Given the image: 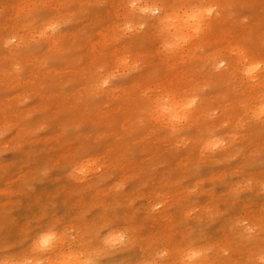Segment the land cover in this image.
<instances>
[{
  "label": "bare ground",
  "instance_id": "bare-ground-1",
  "mask_svg": "<svg viewBox=\"0 0 264 264\" xmlns=\"http://www.w3.org/2000/svg\"><path fill=\"white\" fill-rule=\"evenodd\" d=\"M203 1L212 2V4L215 5V8H219V9L221 8L228 11L227 10L228 6L230 8L231 4H233L234 1L236 0H231L230 3H229L230 0H227L228 2H226L225 0H203ZM76 2H78V0H7V2L4 1L3 5L0 7V90H12L13 93L12 96L9 95L11 96L9 98L10 102L16 100V94L20 96L29 93L27 96H31V103L24 108H19L16 105L17 108L15 107L14 109H11L9 107L6 108L4 107V110H2L1 108L3 106L2 107L0 106L1 107L0 125L9 123L8 127L14 129L16 135L15 136L16 141L12 140L15 141V144L13 145V149H14L13 160H11L9 164L0 166V193H2V191L3 192L5 191V188L8 187L7 185L9 184V181H11L10 183L13 182L14 185L12 186H14L13 188L15 189V193H14L15 198L14 197L13 198L16 200L23 198L24 189H25V193L27 192L26 191L27 188L25 187L23 188V186L25 184L30 183L28 180L21 179L22 173L24 171V166H27L28 164L27 159L30 160L31 153L34 152V155L32 156L31 162L30 164H28V166L30 165L32 169L37 168L38 166H40V162L42 161V158L44 159L46 151L51 147V149H55L57 151L56 153L57 156L55 157V159L56 161L58 160V163H60L61 165L60 167L62 174L60 175L58 174V176L56 177L54 176L53 179H51L52 182L58 183L57 185H54V183L50 181L47 182V179L49 180L48 177L46 181L40 180L39 178L40 176L37 179L38 180L37 183L40 181L44 182L45 187H49L50 189L55 190L54 194H56L57 197L61 196V194L66 196L67 198L66 202L68 203L67 205L66 204L64 205L69 207V210L71 209L72 206H74L75 203L77 204V202H83L86 205L92 207V208L90 207V209L89 208L85 209L86 208L85 206L84 208L85 210H78L79 207L81 206L80 205L79 207L77 206V208L75 207V210L71 209V213H69L67 216H69L70 218H76L78 220L77 223L78 228L80 226H88L89 224H92L94 221L97 220L102 221L104 219H107L116 222L118 227L123 228L127 231L128 240L127 243L121 249H117L113 252L107 253L110 255L105 254L101 256V259L104 261V264H264V260L261 259V257L264 256V224L259 223V221L263 220V218L258 219L257 217L258 222H255L253 224V232L251 231V234H248L250 233V231L248 230H247L248 232L247 234L245 232H243L242 235L240 234L241 237H245V239H247V242H251L248 243L247 247L249 246H254V247L244 248L249 251L248 253H245L243 250H240L239 247H237V252H236V248L233 249L232 247H229L230 246L229 244V246H226L229 248L226 249L230 250L232 248V253H229L227 257L225 256L226 258L221 257L222 250L220 247L216 246L217 245L215 244L216 241L214 242V239L217 238V233L219 232L217 229L218 228L217 224H215L214 220H212V218L216 217L217 215L220 216V214H217V207L221 205H224L222 206L223 208L226 207L227 205L232 206L231 204L233 205H237L241 203L252 204L261 199L264 200V168H263V172L259 170L254 172V171H250L251 169L250 170L248 169L250 168V165L254 166L253 162L255 163V161H258L259 163V161H264V122L256 118V113L258 112L260 107V101L264 99V47L262 46L261 43L262 40H264V11L263 10L260 11L263 14L262 16H259L260 15L259 12L257 15L255 14V16L252 15L255 18L253 19L252 17L250 19V22L247 23L248 25L247 30L245 27H242V25L241 26L231 25V23L234 22H231L230 24H226L227 22L224 23L223 20L220 23L219 20L221 18L217 20L216 18L217 16L215 17L213 15V17L210 18L207 31L200 37V39L195 40L193 42H189L187 44H185V36L188 34L187 29L182 28V26L179 24L172 26L174 29L172 35L175 34L176 42L178 43L179 48L176 47L178 48L177 52H176V48L173 49L174 53L171 50L172 48H169L170 49L169 51H172L171 59L174 57L173 54H175L176 52L177 53L176 58L177 57L179 58L177 59L178 63L179 61H184L183 58H185L186 59L185 62L187 65H192L198 62L201 63L202 60L208 61V64L211 61L213 64H215L218 61L222 60L225 61V71H223L218 75L216 74L215 76L218 83L216 82L217 88L216 90L214 89L216 92L214 93L215 95L211 103L210 102L208 103V101L204 100L205 102L203 103L201 102L198 105H195V107L191 110L188 121L185 122L184 125H180V128H177L176 131H173L169 127L167 131L161 132V125H159V123H157L159 126H156L157 124L155 125L152 123L154 120L151 121L150 116H148L145 111H144V115L139 114L138 112L139 109L137 107L135 108L131 106V103L133 101L136 102L138 97L136 98L133 96L134 100L132 99L131 100L132 102L130 104H127L122 98V96H120V95H131L133 93V90L130 91L127 90L128 92L124 91L121 94L119 93L120 95L118 96H112L109 95L104 90H92L89 88V86L90 87L94 86L95 83L94 81L96 78L94 79L93 78L94 75L92 76L88 72L89 71L88 68L85 69V71L84 69H80V68H78L79 69L78 70L76 67H74V65H72V63L74 62L73 59L74 56L70 55V48H71L70 46L72 41V36L70 35V33L57 34L55 33V31L52 30L45 32V28H48L49 24H53V23L57 24L60 21L64 20L66 17V12L67 11L71 12L70 11L71 8L66 9V7H70L72 3L76 4ZM91 2H93V0ZM155 2L156 3L154 5L159 3L160 0H156ZM174 2H177V0H174ZM241 2L239 3L243 5L244 1L242 3ZM262 2L260 3L258 2V5L261 4ZM221 3H223V5H221ZM29 6L33 7L34 11H38V9H44V13L39 14L41 12H38L39 15H37L36 13L34 15H28V13L26 14L25 10H27L26 8ZM254 7L256 6L254 5ZM148 8L149 6H145L142 9H148ZM263 8H264V4H263ZM226 15L228 14L227 13L225 15L222 14V16L224 17ZM134 18L135 17H133V19ZM226 18L224 19L227 20L228 18L227 19ZM77 19L78 17L76 18V20ZM124 19L125 17H123V21ZM95 22L97 21L95 20ZM235 24H237L236 21ZM244 24L245 23H243V26H245ZM103 26L101 28H103ZM129 26L127 27V29L129 28ZM25 27H30L32 29L33 41L35 44L37 43L41 44L39 46H41L42 49L40 51L38 50L36 52L35 51L31 52L29 51V49L26 48V46L23 45L20 46V42L13 43L9 47L10 49H6V45L11 42L10 38L17 37L18 29ZM42 28L43 31H41ZM13 30H17L16 33ZM148 32L146 33L150 34V31ZM86 35L84 36L86 37ZM136 35L138 37L137 32ZM122 36L124 37V35ZM146 36L147 35H145L144 37L146 38ZM149 36L144 40H147ZM154 37L157 38V36ZM154 37H151L152 40ZM164 37L166 38V36ZM21 38L22 37H17V40H20ZM96 38H98V42L95 45L90 42L92 44V49H91V55L88 56H91L89 58L92 59V62L99 61L104 58L106 59V57H110V59L115 61L117 65L118 64L121 65V63L118 62L124 63L123 62L125 58L124 54L119 53L117 54V56H114L112 55V52H110V50L106 48V46L104 45V43L107 44L110 43V45H112L111 43L116 41V38L107 37V28L104 29L103 31H100L98 37ZM130 41L133 42L132 40ZM170 41L171 43L173 42L172 39ZM165 42H167V40ZM134 43L136 44L138 42L136 41ZM167 44L169 43L167 42ZM154 45L156 46V44ZM191 45L193 47H191ZM196 49H198L199 53L202 52L201 49H209V52L208 54H202V56L201 55L196 56L195 53L193 54L194 50ZM72 50L73 49H71V51ZM162 52L163 54L169 55L168 51L167 53H164V51ZM236 52H238L239 54L238 56H235ZM242 52H244L245 55H240ZM227 53H229L228 56ZM76 54L79 57L80 54L78 53ZM157 55L161 59V55L160 54ZM153 57L156 58V55ZM167 57L165 58L167 59V63H168L169 59ZM139 58L140 57H138V59ZM45 61L55 62L56 65L48 66L45 63H43ZM133 61H137V59L136 60L133 59ZM205 61L203 62L204 64H206ZM13 63L19 64L20 69L23 73L22 77L25 76L23 79L22 77L16 78L14 77L16 75L12 74L11 68L13 66ZM200 63H198L200 65L198 66L199 68L205 67ZM166 64L162 66L164 67V69H159L158 72L156 71L157 74L153 76L152 79L150 78L151 79L150 83H152L154 86L163 85V87H165L164 83H166L165 82L166 78H168L169 81L171 78H169L168 76L170 75H171L170 77L172 78L174 77V79L177 78V76L174 75H176V73L177 74L179 73L178 70L175 69L176 73L172 75L171 73H173L172 70L174 69H172L170 65H169L170 67H168V65L166 66ZM179 64H181V62ZM255 65H261V66L255 67ZM147 66H149V64ZM113 67H115V65ZM115 68L114 70H116ZM190 68H188L189 72H190ZM199 68H196V70ZM183 70L182 72L185 75V72ZM113 71L110 70L108 72L113 73ZM138 72L136 71L135 74ZM189 72H187L188 73L187 75L190 74ZM192 73H194V71ZM127 74L128 73L126 72V75ZM200 74L201 72L199 73V76ZM132 76L135 77L134 75ZM196 77L197 76L193 77L195 78L194 82L191 80L192 77H190L189 79L180 78V82L179 81L176 82V80L173 81L176 82L174 83L177 86H183L186 92L193 94L195 90L197 91L196 88L198 86L197 85L198 81H196L197 80ZM202 79L204 80V76ZM254 79L256 80L254 81ZM9 80H12L13 83L9 84ZM140 80L143 81V79ZM209 80L212 79L210 78ZM171 82L172 81H170L168 84H170ZM195 83L197 86L194 85ZM213 85H211V87ZM154 86H152L151 89L149 87V89L152 90V88L155 89L158 87V86L156 87ZM201 86L199 85L198 90ZM208 87H210V85ZM144 89L145 88H143V90L141 89L143 91V92L141 91L142 93H145L147 91V88L145 92ZM231 90H236V91L238 90V92H232ZM94 93H97L99 95L101 93L103 95V98L100 99L99 103H93L92 101H91L92 103H86L85 98L87 97L85 96L87 95L89 96ZM200 94L202 95V93ZM56 95L59 97L58 99L56 98ZM233 97L236 98L234 99ZM199 98L200 96L197 98V100L200 101V99L202 98L200 99ZM232 98L234 100L231 104V108H230L231 111L229 114L226 111V109L230 107L229 104H227V101H229V99L231 100ZM143 100H145V98ZM210 105L214 107L215 105H217L218 110H220L221 112L220 117L218 119L216 118L217 120H214L215 117L212 118L213 116L211 115L212 116L211 117L208 114L210 110L209 108ZM105 106H107L106 109H104ZM20 107H22V105ZM140 108H142V106ZM223 112H225L226 115ZM244 116L247 117L246 124H249V126H247V128H245L246 126L244 127L245 133L243 132L244 135L242 134L240 135L241 141L236 142L232 139L233 137L231 138V136L229 137V135L233 134L231 132L234 128L235 130L236 129L241 130L242 124L240 123L239 120L240 119L242 120L243 119L242 117ZM40 122L45 123V125L48 127V129L46 130L48 131L58 132L62 127H64L65 125L67 126L68 124L70 126V129H72L71 125L72 126L74 125L75 126V127L73 126L74 129L76 128L77 130L74 133L73 132L68 133L66 136H61L62 134H64L63 133L64 131H62L60 137L54 138V141H52V143L49 146L45 145V147H43L41 145H44L42 143L47 141V136L49 135L48 131L43 132L44 133L43 135L39 134L40 136L36 139L32 138L31 134L28 136V133L30 132L29 130H32L33 128L37 129L42 126L40 125ZM45 125H43L42 128H44ZM238 126H240V128ZM67 131L65 133H67ZM174 134H177V136L185 135L186 137L184 139L185 141L181 137L182 140L181 139L180 140L182 141V143L184 141L182 145L180 143L181 141L179 143L174 142L175 144L177 143V145L180 144L179 145L180 148L176 147L177 148L176 149L174 145L173 149L175 148L176 150L172 152L171 151L172 149L170 150V148L169 147L167 148V146L171 144L172 141L170 138L172 137V135L174 136ZM235 135L233 136L235 137ZM145 137L151 138L152 141L150 140L149 141L152 142L153 145L150 143L151 146L149 147H146L147 145L143 146V144L145 145L146 141L144 140L145 141L144 142L142 141V139H145ZM220 137L224 138V140L222 139L224 143L221 142L222 140H219ZM175 138L176 137H174V139ZM72 140L76 141L72 143L77 144V146L81 150H83L84 148L83 151L84 154L85 153L88 154L86 159L90 158L92 160L98 161L95 169L91 170L88 175L86 176L83 175L84 177L81 175V179L82 177L83 179L81 181H78L77 179L78 182H70L68 179L69 173H67L68 169H71L72 167L75 166L74 164L75 157L69 156L68 154H64L63 153L64 151H62L64 146H68L69 145L68 143H70ZM140 140L143 143H141ZM176 140L178 141V139ZM217 143H219V146L213 147V145ZM75 149L77 150L78 148ZM158 149H161L160 152L162 155L158 153L159 151ZM77 151L80 150L78 149ZM83 152L82 153L80 152V154H83ZM42 163H44V160ZM33 174H31V176ZM247 180L251 181V184L249 183L250 185L248 184ZM148 190L149 191L153 190V192L150 191L152 194H148V193L146 194L145 192H147ZM44 191L46 190L44 189ZM134 191L137 192L134 194L135 198L134 195L131 194ZM36 192L38 191H35L34 193ZM231 192H235V193H231ZM40 196L41 195L39 194V199ZM49 196L51 197L52 195ZM140 199L143 201L142 203L140 202ZM58 201L62 202V200H58ZM148 201L150 202V204L147 203ZM52 203L54 204V202ZM130 205H134V210L135 212H137V214H134L133 210L129 208ZM153 205L154 206L163 205V207L159 206L160 209L162 210L159 212H155L153 211L152 208L148 209V206L152 207ZM55 206H53V208ZM58 206H56L57 207L56 209H58ZM209 206L211 207L212 212L210 211ZM45 207H47V209L49 208L48 206ZM241 207L243 206L241 205ZM260 207L261 206H259V209ZM196 209L198 211L197 213H195L194 211ZM69 210L66 211L68 212ZM24 211L26 210L24 209ZM24 211L23 210L21 211V209L19 211L18 208L14 209L13 207H8L7 209H0V260L5 259L8 256H16L19 259H23V260L47 261L50 258L51 254L43 253V252L31 253V251L28 250L27 246H25L24 248L13 247L15 251H10L7 253L5 252L6 244H10V245L12 244L11 240L15 233H16L15 235L20 241L23 235L28 231L30 223L34 221L36 217H41L46 214L48 215L46 211H42L39 214H37L35 211L33 212L30 211L24 212ZM51 211H47V212H51ZM259 212L261 211L258 210V213ZM58 213L60 212H57L56 214ZM224 214L228 215L227 212ZM59 216H65V213L60 214ZM262 216L264 217V214L261 216L259 215V217ZM252 218L256 219V217L254 216ZM129 220H131L135 225ZM164 220L166 222L162 224ZM173 221H177V222L179 221L180 226L182 227L184 226L183 228L185 229L184 232L182 233V237H179L180 239L176 241L171 240V237L174 238L173 234H175V229H173L172 226ZM236 223L238 222L236 221ZM160 224L164 226L167 224L166 228L164 229L162 228L161 231L162 234L163 232H166L170 238V240H167L165 243L162 244L163 247H160L161 245L156 246L154 245V243L151 244L152 242V241L150 242L151 238H155V237L153 236L151 237L149 235L151 237L150 238L147 235L145 236L144 233H142L144 235L142 236L143 242H141L142 240L138 239L139 237L137 238L139 242H136L137 239H135V235L137 236V234H135V231L137 232L138 230H140V232H142L144 230L143 228L145 227L161 228ZM14 225H16V227H14ZM238 226L240 227V225ZM247 229L250 228L247 227ZM150 230H152V228ZM155 231H158V229L154 230V232ZM160 232H155V234ZM179 233H181L180 230ZM227 233L223 234L222 232V235L224 236ZM166 239H168V237ZM230 241L228 240V242ZM158 243L160 244V242ZM193 244H195L197 250H202L203 254L201 256L189 260L188 248ZM226 245H228V243ZM240 245L242 246V244ZM155 247H160V249L159 248L157 249ZM216 248L219 249L220 253L216 251ZM159 253L162 254V256H159L160 255ZM155 254H159L158 256L161 257L158 258L157 256V259H160L158 263L154 262Z\"/></svg>",
  "mask_w": 264,
  "mask_h": 264
},
{
  "label": "rangeland",
  "instance_id": "rangeland-1",
  "mask_svg": "<svg viewBox=\"0 0 264 264\" xmlns=\"http://www.w3.org/2000/svg\"><path fill=\"white\" fill-rule=\"evenodd\" d=\"M5 2H7V0H4ZM4 1L2 0H0V7L3 5V3H4ZM89 1V2H88ZM92 0H78V2H76V4H71V6L70 7H66V9H69V8H71V12H66V17H65V19L64 20H62V21H60L59 23H57L56 25L58 26V28H57V30L55 31V33H57V34H63V33H70V35L72 36V41H71V48H70V55L71 56H74V62L72 63V65H74V67H76L77 69L78 68H80V69H84V71H85V69H87L88 68V72L93 76V78L95 79V83H94V86H92V87H90L89 86V88L90 89H92V90H104V91H106L109 95H112V96H118V95H120L122 92H124V91H126V92H128V91H130V90H133V93H135V91H136V93L135 94H131V95H120V96H122V98L124 99V101L127 103V104H130L132 101V99H133V96L134 97H138L137 98V101L135 102V101H133L132 103H131V106H133V107H137L138 109H139V114H143L144 115V109H145V106L143 105L144 104V101L145 100H143L144 98H145V96H144V94L146 93V92H148L150 89H151V87L152 86H154L152 83H150V80L153 78V76H155L156 74H157V72L159 71V69H164V67H162V66H164V64H166L167 63V59L165 58V57H167L169 60V64L167 63L166 64V66L168 65V67H170L171 66V68L172 69H174V70H172V72L173 73H171L172 75H174L175 73H176V71H175V69L176 70H178V74L176 73V75H174V76H177V78L176 79H174V77L172 78V77H170V76H168L169 78H171L169 81H168V78H166V83H164V86L166 87V86H171V85H174L176 82H180V78H184V79H186V78H190V77H192V81L194 82V79L195 78H193V77H195V76H197L196 78H197V80L196 81H198L197 82V85H196V83L194 84L195 86H197V91L195 90V95L196 96H200V98H202L203 96V98L202 99H200V101L199 100H197V104L196 105H198L199 103H203V102H205V101H208V103L210 102L211 103V101L213 100V98H214V93L216 92L215 90H216V88H217V83H218V81L216 80V74L218 75V74H220V73H222L223 71H225V61H218L217 63H215V64H213L212 63V61L208 64V61H205V63L206 64H204L203 62V60H202V62L200 63V62H198V61H196V62H198V63H200V64H202L203 66H205V67H198V66H200L198 63H195V64H192V65H187L186 64V62H185V58H183L184 59V61H179V63L181 62V64H179L178 63V60L177 59H179L178 57L176 58V52L178 51L177 49L179 48L178 46V43L176 42V36H175V34H173L172 35V33H173V31H174V29H173V27L171 28V30L170 31H166L165 32V34H164V36H166V38L163 36L162 38H160V37H157V38H155L154 36H156L155 34H154V32H153V26L152 25H150V24H148L147 25V27L146 28H144V29H141L140 28V25H141V23H145L148 19H150V16H151V12H145V11H141L142 10V8H144L145 6H149V8H148V10H152V8H153V10H154V4L156 3L154 0H152V3H151V0L149 1V0H146V2H145V0H93V2H91ZM142 1V2H141ZM153 1H154V3H153ZM202 1V2H201ZM226 2H228L227 0H225ZM241 2L242 0H236V1H234V3L233 4H231V6H230V8H229V6H228V11H226V10H224V9H219V8H215V5L214 4H212V2H205V1H203V0H200L199 2H201V3H203V4H206V5H210V6H213L214 7V9H216L215 10V14H213L216 18H217V20H219V18H221L219 21H220V23L223 21L224 23L225 22H227L226 24H230L231 22H234V23H231V25H239V26H241L242 25V27H245L246 28V30H247V23L248 22H250V19L253 17V19L255 18L254 16H255V14L257 15L258 14V12H259V16H262L263 14L260 12V11H264V8H263V4H264V0H262V1H260V0H253V2H252V0L250 1V0H243L242 2H243V5L242 4H240L239 2ZM247 1V2H246ZM249 1V2H248ZM85 2V3H84ZM130 2V3H129ZM133 2H135L137 5H138V7H137V9L135 8V10L130 6ZM140 2V3H139ZM148 2H150V3H148ZM225 2V3H226ZM231 2V0L229 1V3ZM237 2V3H236ZM241 2V3H242ZM251 2V3H250ZM254 2H256V3H254ZM258 2L260 3V2H262L261 4H262V6H261V4H259L258 5ZM116 3H118V4H116ZM84 4V5H83ZM239 4V5H238ZM256 6V7H254V5ZM257 4V5H256ZM111 5H113V6H111ZM154 5V6H153ZM221 5H223V3H221ZM252 5H253V7H252ZM73 6V7H72ZM77 6V7H76ZM81 6V7H80ZM121 6V7H120ZM141 6H142V8H141ZM153 6V7H152ZM240 6V7H239ZM112 7V8H111ZM116 7V8H115ZM63 8V7H62ZM121 8V9H120ZM235 8V9H234ZM251 8H253V9H251ZM255 8V9H254ZM258 8V9H257ZM262 8V9H261ZM27 10H25L26 11V14L28 13V15H34L35 13L37 14V15H39V14H43L44 13V11L42 12L41 10L42 9H38V11H34L33 10V7H31V6H29V7H27L26 8ZM64 9V8H63ZM73 9V10H72ZM105 9V10H104ZM259 9H261V10H259ZM30 10V11H29ZM44 10V9H43ZM65 10V9H64ZM93 10V11H92ZM220 10V11H219ZM66 11V10H65ZM91 11V12H90ZM99 11V12H98ZM141 11V12H140ZM231 11V12H230ZM255 11H257V12H255ZM38 12H41V13H39L38 14ZM78 12V13H77ZM93 12V13H92ZM115 12V13H114ZM145 12V13H144ZM232 12H234V13H232ZM236 12V13H235ZM81 13H82V15H81ZM92 13V14H91ZM133 13V14H132ZM141 13V14H140ZM228 14V15H226L227 16V18H226V16L224 17V16H222V14ZM91 14V15H90ZM114 14V15H113ZM116 14V15H115ZM129 15V17H131V18H129L128 17V15ZM236 14H237V16H236ZM70 15V16H69ZM88 15H89V17H88ZM135 17L134 19H133V17ZM138 15V16H137ZM213 15L211 16V17H213ZM246 15V16H245ZM252 15H254V16H252ZM92 16V17H91ZM96 16V17H95ZM221 16V17H220ZM229 16V17H228ZM240 16H241V19H240ZM245 16V17H244ZM78 17V19L76 20V18ZM94 17V18H93ZM123 17H125V19H124V21H123ZM145 17V18H144ZM232 17V18H231ZM71 18V19H70ZM129 18V19H128ZM142 18V19H141ZM224 18H226L227 20H225ZM235 18V19H234ZM244 20H243V19ZM112 19V20H111ZM127 19V20H126ZM139 19V20H138ZM68 20V21H67ZM95 20L97 21V22H95ZM99 20V21H98ZM107 20V21H106ZM118 21V22H115V21ZM233 20V21H232ZM237 22V24H235V21ZM241 20V21H240ZM109 21V22H108ZM135 21V22H134ZM88 22V23H87ZM94 22V23H93ZM99 22V23H98ZM113 22V23H112ZM115 22V23H114ZM119 22H120V24H119ZM126 22H127V24H126ZM133 22H134V24H133ZM140 22V23H139ZM229 22V23H228ZM65 23V24H64ZM98 23V24H97ZM122 23V24H121ZM124 23H125V25H124ZM243 23H245L244 25L245 26H243ZM53 24H55V23H53ZM88 24V25H87ZM93 24V25H92ZM102 24V25H101ZM105 24V25H104ZM98 25V26H97ZM101 25V26H100ZM105 26V28H104V26ZM118 25V26H117ZM130 25V26H132V27H130L129 26V28H130V30H129V28L127 29V27ZM137 25V26H136ZM79 26V27H78ZM103 26V28H101ZM111 26V27H110ZM120 26V27H119ZM125 26V27H124ZM127 26V27H126ZM107 28V37H109V38H116V41L115 42H112L111 44L112 45H110V43H104V45L106 46V48H108L109 50H110V52H112V55H114V56H117V54H119V53H122V54H124V56H125V58L126 57H131V62L128 64V63H125L124 61H125V58H124V63H122V62H118V63H121V65H117L116 64V62L115 61H113V60H111L110 59V57H106V59H107V61H106V59L104 58V59H102V60H99V61H93V62H95V63H93L92 62V59L91 58H89V57H91V56H88V55H91V49H92V44H96L97 42H98V38H96V37H98V34L100 33V31H103L104 29H106ZM109 28H111V29H109ZM126 28V29H125ZM45 29H47V28H45ZM61 29V30H60ZM113 29V30H112ZM125 29V30H124ZM147 29V30H146ZM173 29V30H172ZM79 30V31H78ZM124 30V31H123ZM15 33H16V31L17 30H13ZM41 31H43V28L41 29ZM127 31V32H126ZM148 31H150V34H152V35H150V34H148L149 32ZM83 32V33H82ZM135 32V33H134ZM136 32H137V34H138V37H137V35H136ZM146 32H148V33H146ZM171 32V33H170ZM49 33V32H48ZM95 33V34H94ZM109 33V34H108ZM146 33V34H145ZM168 33V34H167ZM79 34V35H78ZM83 34V35H82ZM87 34V35H86ZM113 34V35H112ZM130 34V35H129ZM131 34H133V35H131ZM84 35H86V37L84 36ZM95 35V36H94ZM97 35V36H96ZM112 35V36H111ZM122 35H124V37L122 36ZM145 35H147L146 36V38L150 35L151 37H154L153 38V40H156V39H160L162 42L161 43H156V46L155 45H152V48H151V46H146L145 47V45H146V43L147 42H149L150 41V39H151V41H153L152 40V38L149 36V38L147 39V40H144V39H146L144 36ZM78 36V37H77ZM84 36V37H83ZM93 36H94V38H93ZM120 36V37H119ZM125 36H126V38H125ZM131 38H130V37ZM170 36V37H169ZM17 37H22L20 40H17ZM17 37H12V38H10V43H8L7 45H6V49H10L9 47L11 46V44H13V43H17V42H20V46L21 45H23V46H26V48L27 49H29V51H31V52H36V51H40L42 48H41V46H39V45H41V44H38L37 42V44H35L34 43V41H33V31H32V29L30 28V27H25V28H19L18 29V31H17ZM136 37V38H135ZM141 37V38H140ZM168 37V38H167ZM79 38H81V39H79ZM96 38V39H95ZM130 38V39H129ZM134 40H133V39ZM143 38V39H142ZM172 39V43H171V39ZM75 39V40H74ZM88 39H89V41H88ZM129 39V40H128ZM164 39V40H163ZM167 40V42L169 43V45H171V47H169V48H172L171 50L173 51V49H175L176 47H178V48H176V52H175V54H173V60L171 59V52L172 51H169L170 49L168 48H164V47H162L161 45H162V43H167V42H165L166 40ZM78 40H80V41H78ZM82 40V41H81ZM120 40V41H119ZM130 40H132L133 42H131ZM119 41V42H118ZM121 41H122V43H121ZM124 41V42H123ZM138 42V43H134V42ZM33 42V43H32ZM92 44H91V43ZM131 42V43H130ZM144 42V43H143ZM175 42V43H174ZM113 43H115V44H113ZM116 43H118V44H116ZM133 43V44H132ZM177 43V44H176ZM262 46L264 47V40H262ZM86 44H87V46H86ZM126 46H125V45ZM130 44H132V45H130ZM145 44V45H144ZM176 46H175V45ZM73 45V46H72ZM120 45V46H119ZM135 45V46H134ZM77 46H79V47H77ZM112 46V47H111ZM117 46V47H116ZM131 46V47H130ZM134 46V47H133ZM110 47V48H109ZM115 47V48H114ZM145 47V48H144ZM149 47V48H148ZM155 47H157V48H155ZM191 47H193L192 45H191ZM33 48V49H32ZM129 48H130V50H129ZM136 48V49H135ZM144 48V49H143ZM71 49H73L72 51H71ZM133 49H135V50H133ZM159 49H160V52H159ZM167 49V50H166ZM81 52H80V51ZM127 50V51H126ZM133 50V51H132ZM142 50H144V51H142ZM148 50H149V52H148ZM88 51V52H87ZM89 51H90V53H89ZM146 51V52H145ZM153 51V52H152ZM162 51H164V53H167V51L169 52L168 54L169 55H167V54H163V52ZM205 52V53H202V52ZM201 53H199L198 52V49H196V50H194V52H193V54L195 53V55L196 56H202V54H208V52H209V49H207V50H205V49H201ZM80 52V53H79ZM83 52V53H82ZM139 52H141V53H139ZM156 52V53H155ZM76 53H78V54H80L79 55V57H78V55L76 54ZM148 53V54H147ZM173 53H174V51H173ZM243 53V54H242ZM240 55H245V53L244 52H242ZM147 54V55H146ZM157 54H160L161 55V59H160V57H158V55ZM163 54V55H162ZM180 54V53H179ZM198 54V55H197ZM228 54L229 53H227V56H228ZM156 55V58H154L153 56H155ZM159 55V56H160ZM164 55H165V57H164ZM167 55V56H166ZM232 55H234V54H232ZM239 54H238V52H236V54H235V56H238ZM86 56V57H85ZM144 56V57H143ZM163 56V57H162ZM76 57V58H75ZM138 57H140L139 59H138ZM157 57H158V59H157ZM86 58H88V59H86ZM109 58V59H108ZM150 58V59H149ZM164 58V59H163ZM133 59L134 60H136L137 59V61H133ZM182 59V60H183ZM151 62H150V61ZM161 61H162V63H161ZM171 61V62H170ZM175 61V62H174ZM107 62V63H106ZM108 62H109V64H108ZM114 62H115V64H114ZM134 62V63H133ZM143 62H144V64H143ZM177 62V63H176ZM185 62V63H184ZM43 63H45L46 65H48V66H53V65H56V63L55 62H43ZM139 63V64H138ZM149 64V66H147L148 64ZM160 63V64H159ZM172 63V64H171ZM184 63V64H183ZM91 64V65H90ZM106 64V65H105ZM147 64V65H146ZM152 64H154V65H152ZM208 64V65H207ZM90 65V66H89ZM115 65V67H117L118 68V66H119V68L117 69V68H115V67H113ZM126 65H128V66H126ZM137 65V66H136ZM144 65H146V66H144ZM170 65V66H169ZM195 65V66H194ZM212 65H213V67H212ZM84 66V67H83ZM89 66V67H88ZM122 66H124V67H122ZM150 66H153V67H150ZM173 66V67H172ZM208 66H209V68H208ZM99 67V68H98ZM143 67V68H142ZM148 67V68H147ZM149 67H150V69H149ZM179 67V68H178ZM184 67V68H183ZM190 67H192V68H190ZM212 67V68H211ZM102 68H104V69H106L104 72H101L100 71V69H102ZM114 68L116 69V70H114ZM123 68V69H122ZM126 70H125V69ZM137 68V69H136ZM188 68H190V72H189V69ZM196 68H199V69H197L196 70ZM202 68V69H201ZM208 68V69H207ZM223 68V69H222ZM115 71H113V70ZM129 69V70H128ZM133 69V70H132ZM139 69V70H138ZM140 69H141V71H140ZM148 69H149V71H148ZM184 69V70H183ZM186 69V70H185ZM192 69V70H191ZM207 69V70H206ZM210 69V70H209ZM212 69V70H211ZM216 71H215V70ZM219 69V70H218ZM222 69V70H221ZM79 70V69H78ZM113 71V73H111V72H108V71ZM125 70V71H124ZM128 70V71H127ZM132 70V71H131ZM150 70H152V71H150ZM182 70L185 72V75L183 74V72H182ZM200 70V71H199ZM203 70V71H202ZM214 70V71H213ZM137 71H139L138 73H136L135 74V72ZM157 71V72H156ZM194 71V73H192ZM195 71H196V73H195ZM219 71V72H218ZM11 72H12V74H15L16 76H14V77H22V75H23V73H22V71H21V69H20V66H19V64H14L13 63V66H12V68H11ZM100 72V73H99ZM125 72V73H124ZM126 72L129 74H127L126 75ZM132 72V73H131ZM150 72H152V73H150ZM180 72H181V74H180ZM187 72H189L190 74L189 75H187L188 73ZM198 72V73H197ZM201 72V74H200V76H199V73ZM203 72H204V74H203ZM212 72H213V74H212ZM215 72V73H214ZM217 72V73H216ZM79 73H80V71H79ZM109 73V74H108ZM111 73V74H110ZM18 74V75H17ZM121 74V75H120ZM123 74V75H122ZM138 74V75H137ZM149 74H151L152 75V77H151V75H149ZM193 76H192V75ZM212 74V75H211ZM109 75V76H108ZM132 75H134L135 77H133ZM150 77H149V76ZM205 75H209L208 76V78H207V76H205ZM211 75V76H210ZM87 76V75H86ZM108 76V77H107ZM131 76V77H130ZM148 78H147V77ZM184 76H186V77H184ZM203 76H204V80L202 79L203 78ZM25 77V76H24ZM24 77H22V79L24 78ZM106 77V78H105ZM109 77H111V78H113L116 82L115 83H112L111 84V86H108V87H105V86H103V80L104 79H107V78H109ZM138 77H141V78H138ZM213 77V78H212ZM151 78V79H150ZM212 79V80H209V79ZM125 79V80H124ZM129 79H130V81H129ZM134 79H136V80H134ZM139 81H138V80ZM140 79H143V81L142 80H140ZM145 79V80H144ZM177 79H179V80H177ZM209 81H208V80ZM101 80V81H100ZM127 80V81H126ZM173 80H176V82L175 81H173ZM200 80V81H199ZM214 80V81H213ZM256 79H254V81H255ZM15 81V80H14ZM97 81V82H96ZM134 81H135V83H134ZM142 82V85H141V82ZM170 81H172L170 84H168ZM195 81V82H196ZM204 81H205V83H204ZM126 82V83H125ZM139 82V83H138ZM175 82V83H174ZM203 82V83H202ZM209 82V83H208ZM217 82V83H216ZM10 83H13V81L12 80H9V84ZM174 83V84H173ZM199 83V84H198ZM213 83H214V85H213ZM102 84V85H101ZM120 84V85H119ZM140 84V85H139ZM148 84V85H147ZM166 84V85H165ZM207 86H206V85ZM134 85V86H133ZM137 85H139V86H137ZM144 85V86H143ZM146 85V86H145ZM176 85V84H175ZM199 85L201 86L200 88H199V90H198V87H199ZM204 85V86H203ZM210 85V87H208ZM211 85H213L212 87H211ZM74 86V85H73ZM143 86V87H142ZM156 86H158V87H163V85H155L154 87H156ZM112 87V88H111ZM116 87V88H115ZM135 87H137V88H135ZM149 87H150V89H149ZM157 87V88H158ZM124 88V89H123ZM143 88H145L144 89V92L146 91V88H147V91L145 92V93H142L143 91ZM142 89V90H141ZM156 89V88H155ZM201 89V90H200ZM215 89V90H214ZM128 90V91H127ZM152 90H154V88H152ZM138 91V92H137ZM140 91V92H139ZM142 91V92H141ZM203 91H205V92H203ZM232 92H238V90L236 91V90H231ZM202 93V95L200 94V93ZM120 93V94H119ZM138 93V94H137ZM142 93V94H141ZM193 93V94H194ZM199 93V94H198ZM12 90H0V103H1V109L2 110H4V107L6 108V107H9V108H11V109H14L15 107H16V105H17V107H19V108H24V107H26L27 105H29L30 103H31V96H27L29 93H27V94H24V95H20V96H18L17 94H16V100H14V101H9V98L12 96ZM211 94H213V95H211ZM222 94V93H221ZM9 95H11V96H9ZM92 95H94V96H92ZM92 95H87V96H85V97H87V98H85V100H86V103H99V101H100V99L101 98H103V95L100 93V95L99 94H97V93H94V94H92ZM142 95H143V97H142ZM202 96V97H201ZM209 96V97H208ZM211 96H212V98H211ZM7 97V98H6ZM139 97H140V99H139ZM142 97V98H141ZM198 97H196V98H198ZM207 97V98H206ZM56 98L58 99L59 97L56 95ZM206 98V99H205ZM234 99L236 98V97H233ZM229 99V101H231V102H229V101H227V104H229V108H227L226 109V111L230 114V111H231V104H232V102H233V100L234 99ZM27 99V100H26ZM129 99V100H128ZM139 99V100H138ZM26 100V101H25ZM134 100V99H133ZM201 100H203V101H201ZM205 100V101H204ZM20 101V102H19ZM92 101V102H91ZM18 102V103H17ZM139 102V103H138ZM133 104V105H132ZM6 105H8V106H6ZM22 105V107H20ZM24 105V106H23ZM142 106V108H140ZM16 107V108H17ZM143 107H144V109H143ZM107 108V106H105L104 107V109H106ZM209 108H210V110H209V116H211L212 118H214L215 117V119L214 120H217L219 117H220V110H218V107H217V105H215V107L214 106H212V105H210L209 106ZM6 110V109H5ZM141 110V111H140ZM225 115H226V113L225 112H223ZM227 113V114H228ZM218 116V117H217ZM246 116H244V117H242L243 119L241 120H239L240 121V123L242 124L241 125V130L239 129H236L235 130V128L232 130V132L231 133H233V134H230L229 135V137L231 136V138L234 140V141H236V142H239V141H241L240 139H241V134L242 135H244L243 134V132L245 133V131H244V129L245 128H247V126H249V124H246L247 123V117L245 118ZM211 118V119H212ZM217 118V119H216ZM150 120L151 121H153L151 118H150ZM245 120V121H244ZM156 121H153L152 123L153 124H157V122L155 123ZM243 123H245V124H243ZM40 125H42L41 127H39V128H37V129H35V128H33L32 130H29L30 132L28 133V136L31 134V136H32V138H38L40 135H43L44 133L43 132H46V131H48V130H46V129H48V127L45 125V123L43 122H40ZM43 125H45L44 126V128H42L43 127ZM160 125V124H159ZM158 124L156 125V126H159ZM181 125H184V123L183 124H181ZM9 126V123L8 124H4V125H0V166H2V165H5V164H9L10 162H11V160H13V158H14V149H13V145L15 144V130L14 129H12V128H10V127H8ZM74 126V125H73ZM72 125H71V127H72V129H70V126H69V124L66 126H64V127H62L58 132H56V131H48V136H47V141L46 142H44V143H42V144H44V145H41V146H43V147H45V145H47V146H49L51 143H52V141H54V138H58V137H60V135L62 134V131H64L63 133L64 134H62L61 136H66L68 133H70V132H75L77 129L75 128L74 129V127H73ZM246 126V127H245ZM239 128H240V126H238ZM237 127V128H238ZM245 127V128H244ZM64 128H66V129H64ZM68 128V129H67ZM177 128H180V125L179 126H177ZM45 129V130H44ZM70 129V130H69ZM69 132H68V131ZM67 131V133H65ZM237 133H236V132ZM242 131V132H241ZM236 135H235V134ZM239 133V134H238ZM38 134V135H37ZM40 134V135H39ZM36 135V136H35ZM53 135V136H52ZM233 135H235V137L233 136ZM30 136V137H31ZM179 136V137H178ZM177 136V134H174V136L172 135V137H173V139H172V137L170 138L171 139V144H169L168 146H167V148L169 147L170 148V150L173 152L174 150H176L177 148H180V144L179 145H177V143H179L181 140H182V138H183V140L185 139V135H183V136H180V135H178ZM237 136H240V137H237ZM48 137H49V139H48ZM174 137H176L175 139H174ZM178 137V138H177ZM182 137V138H181ZM238 139H237V138ZM243 137V136H242ZM53 138V139H52ZM140 138V137H139ZM143 138V137H142ZM176 139H178V141L176 140ZM181 139V140H180ZM224 140V138H219V140ZM243 139V138H242ZM12 140H15V141H12ZM49 140V141H48ZM146 141V143H145V145L143 144V146H146V147H149V146H151V144H152V142H150V141H152V139L151 138H149V137H145V139H142V141ZM150 140V141H149ZM223 140L221 141L222 143H224L223 142ZM238 140V141H237ZM141 141V140H140ZM141 141V143H143ZM144 141V142H145ZM185 141V140H184ZM184 141H183V143H184ZM72 142H76V141H74V140H72L70 143H68L69 145L68 146H64V148H63V150L62 151H64L63 153L64 154H68L69 156H74L75 158L77 157V156H81V155H84V148H83V150H81L78 146H77V144H75V143H72ZM174 142H177L176 144L174 143ZM220 142V143H221ZM151 143V144H150ZM181 143V145L183 144L182 143V141L180 142ZM73 144H75V145H73ZM71 145V146H70ZM153 145V144H152ZM174 145H175V148L173 149V147H174ZM75 146V147H74ZM77 146V147H76ZM172 146V147H171ZM166 147V146H165ZM69 148H71V149H69ZM73 148V149H72ZM75 148H78L80 151H77ZM76 151H75V150ZM159 151H158V153L160 154V155H162L161 154V152H160V150L161 149H158ZM211 150H213V149H211ZM80 152L82 153L83 152V154H80ZM57 151L55 150V149H51V147H50V149H48L47 151H46V153H45V157H44V159L42 158V161L40 162V166H38L37 168H39V169H37V168H33L32 169V167L29 165L28 166V164H30V162H31V159H32V156L34 155V152H32L31 153V159L29 160V159H27V166H24V171H23V173H22V176H21V179H25V180H28L30 183L29 184H25L24 186H23V188L25 187V188H27L26 189V193H25V189H24V192H23V198H20L19 200L17 199H14L15 197H14V193H15V189L13 188L14 186H12V185H14L13 184V182L12 183H10L11 181H9V184L7 185L8 187H6L5 188V191L3 192L2 191V193H0V209H7L8 207H13L14 209L15 208H18V210L20 211V209H21V211L23 210L24 211V209L26 210V211H30V212H33V211H35L37 214H39V213H41L42 211H46V213H48V216H51L52 214H56L57 212H60V213H58V215H60V214H63V213H65V215H68L69 213H71V209H74L75 210V207L77 208V206L79 207L80 205V207H79V209L78 210H85V209H90V207L91 206H88V205H86L85 203H83V202H77V204L75 203L74 204V206H72L71 207V209L69 210V207H67L66 205H67V203L68 202H66V200H67V198H66V196H64V195H62L61 194V196H59V197H57L56 196V194H54V192H55V190L53 189H50L49 187H45V184H44V182H38L37 183V179H38V177L40 178V180H45L46 181V179H47V177L49 178V180L47 179V182H52V180L51 179H53V177L55 176H58V174L60 175V174H62V172H61V165H60V163H58V160L56 161V159H55V157L57 156ZM74 153V154H73ZM78 153V154H77ZM71 154H73V155H71ZM77 154V155H76ZM29 156V155H28ZM74 157H72V158H74ZM43 160H44V163H42L43 162ZM5 162V163H4ZM7 162V163H6ZM51 162V163H50ZM57 162V163H56ZM262 162V163H261ZM253 164H254V166H252V165H250V168H248L250 171H254V172H256V171H261V172H263V168H264V161H259V163H258V161H255V163L253 162ZM41 165H42V167H41ZM45 165V166H44ZM260 165H261V167H260ZM161 166H162V164H161ZM41 167V168H40ZM253 167V168H252ZM256 167V168H255ZM26 168V169H25ZM47 168V169H46ZM28 169V170H27ZM31 169V170H30ZM41 169V170H40ZM30 170V171H29ZM42 170H44V171H42ZM33 171H34V174H33ZM40 171V172H39ZM27 172V173H26ZM43 172V173H42ZM29 173V174H28ZM36 173V174H35ZM42 173V174H41ZM67 173H69L68 174V179H69V181L70 182H78V181H81L82 179H83V177H82V179H81V175L79 174V173H77L76 171H75V166L74 167H72L71 169H68V172ZM72 173V174H71ZM27 174V175H26ZM31 174H33L32 176H31ZM54 174V175H53ZM57 174V175H56ZM74 175V176H73ZM29 176V177H28ZM26 177V178H25ZM28 177V178H27ZM37 177V178H36ZM75 177V178H74ZM30 179H32V180H30ZM34 179V180H33ZM75 179V180H74ZM77 179H78V181H77ZM106 181V180H105ZM248 181V184L250 183L251 184V181L250 180H247ZM52 183H54V182H52ZM41 186H40V185ZM58 183H54V185H57ZM241 184H244V183H241ZM249 184V185H250ZM26 185H28V186H26ZM11 186V187H10ZM10 187V188H9ZM33 187V188H32ZM38 189H37V188ZM43 187V188H42ZM209 187V186H208ZM241 187V186H240ZM49 188V189H48ZM11 189V190H10ZM32 189V190H31ZM44 189L46 190V191H44ZM41 190V191H40ZM50 190H51V193H50ZM13 191V192H12ZM30 193H29V192ZM32 191V192H31ZM35 191H38V192H36V193H34ZM137 191H140V190H137ZM149 191V190H148ZM145 192L146 194L148 193V194H152L151 192H153V190H150L149 192ZM53 192V193H52ZM135 193H137V192H133V193H131V194H135ZM231 193H235V192H231ZM6 196H5V195ZM11 194V195H10ZM30 194H31V196H30ZM39 194L41 195L40 196V199H39ZM43 194V195H42ZM48 194V195H47ZM130 194V195H131ZM2 195H3V198H2ZM13 195V196H12ZM16 195H18V194H16ZM37 195H38V197H37ZM49 195H52L51 197L49 196ZM54 195H55V197H54ZM27 196V197H26ZM46 196H49V197H46ZM6 197V198H5ZM14 197V198H13ZM26 197V198H25ZM52 197H53V199H52ZM10 200H9V199ZM45 198V199H44ZM47 198V199H46ZM51 200H50V199ZM134 198H135V195H134ZM31 199V200H30ZM44 199V200H43ZM49 199V200H48ZM55 199V200H54ZM56 199H57V201H56ZM7 200V201H6ZM9 200V201H8ZM46 200V201H45ZM47 200H48V203H47ZM58 200H62V202L61 201H58ZM64 200V201H63ZM5 201V202H4ZM35 201V202H34ZM46 203H45V202ZM54 202V204L52 203V202ZM150 201H153V200H150ZM263 199H261V200H259V201H256L255 203H249V204H245V203H241V204H237V205H233V204H231L232 206H230V205H225L226 207H223L222 208V206H224V205H221V206H219V207H217V214H220V216H216V215H214V216H216V217H214V218H212V220H214V223L215 224H217V226H218V232L219 233H217V238H215L214 239V242L216 241V243L215 244H217L216 246L217 247H220L221 248V250H222V254H221V257L222 258H226L228 255H229V253H232V248L234 249V248H236V252H237V247H239V249L240 250H243L245 253H248L249 251L248 250H246V249H244V248H251V247H254V246H249V247H247V245H248V243H251V242H247V239H245V237H241V235H242V233L243 232H245L246 234L248 233L247 232V230L248 231H250V233H248V234H251V231L253 232V224L255 223V222H258V220H257V217H258V219L259 218H263V220H260L259 221V223H263L264 224V217L262 216V217H259V215L261 216V215H263L264 214V203H263ZM15 202H17V203H15ZM30 202H31V204H30ZM60 202V203H59ZM140 202L142 203L143 201L140 199ZM33 203V204H32ZM58 203V204H57ZM147 203H149L150 204V202L148 201ZM246 203H248V202H246ZM261 203H262V205H261ZM8 204V205H7ZM14 204H15V207H14ZM28 204V205H27ZM44 204H45V206H48L49 208L47 209V207H45L44 206ZM51 204V205H50ZM55 204H56V206H58V209H61V210H58V209H56L57 207L55 206ZM64 204H66V205H64ZM17 205V206H16ZM27 205V206H26ZM39 205V206H38ZM76 205V206H75ZM83 205V206H82ZM241 205L243 206V207H241ZM245 205V206H244ZM248 207H247V206ZM255 205H256V207H255ZM53 206H55L54 208H53ZM85 206H86V208H85ZM93 206V205H92ZM131 206H133V207H131ZM156 206V207H155ZM153 205L152 207L151 206H148V209H153V211H155V212H159V211H161L162 209H160V207H163V205L162 206H160V205ZM160 206V207H159ZM259 206H261L260 207V209H259ZM21 207V208H20ZM25 207V208H24ZM62 207H63V209H64V211H63V209H62ZM74 207V208H73ZM83 207V208H82ZM156 209H155V208ZM210 207V206H209ZM230 207V208H229ZM234 207V208H233ZM29 208V209H28ZM67 208V209H66ZM85 208V209H84ZM92 208V207H91ZM129 208H131V210H133V212H134V214H137V212H135V210H134V205H130V207ZM251 208V209H250ZM28 209V210H27ZM41 209V210H40ZM158 209V210H157ZM160 209V210H159ZM243 209V210H242ZM248 209V210H247ZM257 209V210H256ZM52 210V211H51ZM56 210V211H55ZM66 210H69L68 212L66 211ZM222 210H224V211H222ZM230 210H232V211H230ZM237 210V211H236ZM258 210L259 211H261V212H259L258 213ZM26 211H24V212H26ZM47 211H51V212H47ZM55 211V212H54ZM195 211V213H197L198 211H197V209L196 210H194ZM193 211V212H194ZM210 211L212 212V210H211V207H210ZM257 211V212H256ZM61 212H63V213H61ZM220 212V213H219ZM221 212H223V213H221ZM228 213V215L227 214H224V213ZM256 212V213H255ZM106 213V212H105ZM194 214V213H193ZM222 214V215H221ZM224 214V215H223ZM47 215V214H46ZM191 215H192V212H191ZM212 215V214H211ZM250 215H252V216H250ZM37 216V215H36ZM227 216V217H226ZM256 217V219L255 218H252V217ZM218 217V218H217ZM233 217V218H232ZM38 217H36V219H37ZM237 218V219H236ZM249 218V219H248ZM222 221H221V220ZM230 219H233V220H230ZM253 219H255V220H253ZM228 220V221H227ZM253 220V221H252ZM130 222H132L131 220H129ZM221 221V222H220ZM236 221L238 222V223H236ZM241 221V222H240ZM166 221L164 220V222H162V224L163 223H165ZM175 222V223H174ZM227 222H229V223H227ZM133 223V222H132ZM221 223V224H220ZM223 223H225V224H223ZM230 223H232V224H230ZM250 223V224H249ZM134 224V223H133ZM162 224H160L161 226V228H156V227H145V228H143L144 230L142 231V232H140V230H138L137 232L135 231V234H137V236L135 235V239H137L138 237V239L139 240H142V236H153V237H155V238H151L150 236V238H151V240H150V242H151V244H153L154 243V245H161L160 247H163L162 246V244L163 243H165L167 240H170V238H169V235L166 233V232H163V234H162V228L164 229V228H166V226H167V224L164 226V225H162ZM177 224V225H176ZM223 224V225H222ZM234 224V225H233ZM135 225V224H134ZM146 225V224H145ZM233 225V226H232ZM238 225H240V227H242V228H240ZM241 225H243V226H241ZM246 227H245V226ZM152 226H155V225H152ZM164 226V227H163ZM172 226H173V229H175V234H173V237L174 238H172L171 237V240L172 241H176V240H178V239H180L179 237H182V233L184 232V226L182 227V226H180V222L178 221H173V223H172ZM14 227H16V225H14ZM238 229H237V228ZM244 227V228H243ZM247 227L248 228H250V229H247ZM252 227V228H251ZM152 228V230H150ZM220 228V229H219ZM222 228V229H221ZM246 228V229H245ZM148 229V230H147ZM156 229H158V231H155V232H160V233H156L155 234V232H154V230H156ZM182 229V230H181ZM240 229V230H239ZM17 230V229H16ZM15 230V231H16ZM134 230H136V229H134ZM179 230H180V232L181 233H179ZM221 230V231H220ZM227 230V231H226ZM15 231H14V233H15ZM230 231V232H229ZM148 232V233H147ZM153 232H154V234H153ZM222 232H223V234H225V233H227L226 235H222ZM237 232V233H236ZM13 233V234H14ZM142 233H144V235L142 234ZM146 233V234H145ZM151 233V234H150ZM166 233V234H165ZM16 234V233H15ZM13 235V238H12V246L14 247V248H20L19 247V239L17 238V236L16 235ZM138 234H140V235H138ZM153 234V235H152ZM178 234V235H177ZM232 234H234V235H232ZM241 234V235H240ZM167 235V236H166ZM235 235H236V237H235ZM240 235V236H239ZM161 236V237H160ZM219 236V237H218ZM227 238H226V237ZM238 236H239V238H238ZM157 237V238H156ZM160 237V238H159ZM168 237V239H166ZM229 237V238H228ZM233 237V238H232ZM243 239H241V238ZM15 238V239H14ZM136 240V242H139V240ZM158 239H159V241H158ZM221 239H223V240H221ZM241 239V240H240ZM14 240H15V242H14ZM157 241V242H155V241ZM218 240V241H217ZM220 240H221V242H220ZM227 241V243H228V245H226L227 243H226V241ZM228 240L230 241V242H228ZM225 243H224V242ZM244 241V242H243ZM18 242V243H17ZM141 242H143V240L141 241ZM158 242H160V244L158 243ZM220 243V244H219ZM229 244H230V246H229ZM238 244H239V246H238ZM240 244H242V246L240 245ZM226 246H229V247H232L230 250L229 249H226V248H229V247H226ZM246 246V247H245ZM160 247H155V248H159L160 249ZM225 247V248H224ZM241 248H243V249H241ZM227 250V251H226ZM246 250V251H245ZM216 251H218V253H220V251H219V249L218 248H216ZM156 252V251H155ZM160 254V253H159ZM159 254H155L154 256H155V258H154V262L155 263H158L159 261H160V259H157V256L159 255ZM107 255H110V254H107ZM159 256H162V254H160ZM158 256V258H161V257H159ZM226 256V257H225ZM163 257H164V255H163ZM162 257V258H163ZM158 261H157V260Z\"/></svg>",
  "mask_w": 264,
  "mask_h": 264
},
{
  "label": "snow or ice",
  "instance_id": "snow-or-ice-1",
  "mask_svg": "<svg viewBox=\"0 0 264 264\" xmlns=\"http://www.w3.org/2000/svg\"><path fill=\"white\" fill-rule=\"evenodd\" d=\"M133 9L138 5L133 2ZM44 11L43 9L41 10ZM151 12L150 19L141 23L144 29L148 24L153 26V32L157 37H163L166 31H170L174 25H181L187 29L185 44L200 39L207 31L210 18L215 14L213 6L200 3L199 0H160L154 6V10L142 9ZM56 24H49L45 32L56 31ZM161 43L160 39L149 41L145 46ZM162 47L171 45L163 43ZM207 50V49H205ZM125 63L131 62V57L125 58ZM261 65H255L260 67ZM106 69H100L104 72ZM139 70V69H138ZM116 81L109 77L103 80V86H111ZM145 112L150 118L161 125V132L170 127L176 131L177 126L188 121L191 110L197 104L195 94L188 93L183 86L171 85L158 87L144 94ZM256 118L264 122V99L260 101V107ZM219 143L213 147H218ZM87 153L77 156L74 160L75 171L80 175H88L95 169L98 161L86 159ZM78 220L69 216L44 215L32 221L28 231L19 241V247L27 246L31 253H49L47 261H32L19 259L16 256H8L0 260V264H104L101 256L121 249L128 240L127 231L118 227L117 223L104 219L97 220L88 226L77 227ZM15 251L12 245L6 244L5 252ZM188 259L191 260L203 254L197 250L195 244L188 248ZM264 260V256L261 257Z\"/></svg>",
  "mask_w": 264,
  "mask_h": 264
}]
</instances>
